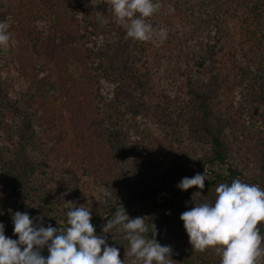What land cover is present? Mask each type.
I'll list each match as a JSON object with an SVG mask.
<instances>
[{
    "label": "rangeland",
    "instance_id": "obj_1",
    "mask_svg": "<svg viewBox=\"0 0 264 264\" xmlns=\"http://www.w3.org/2000/svg\"><path fill=\"white\" fill-rule=\"evenodd\" d=\"M50 1L48 8L74 14L81 39L76 32L67 42L59 30L66 27L38 0H0V22L11 33L10 46L0 47V222L9 237L18 239L12 213L57 225L67 220L69 201L91 213L111 203L144 218L134 202L143 186L166 176L173 192L178 171L209 151L188 129L197 116L189 85L209 97L211 121L224 129L235 163L254 175L252 141L264 129L263 0H156L160 8L147 22L166 29L167 38L143 42L127 38L111 0ZM63 48H79L82 62L77 53L70 63L52 62ZM60 73L80 85L78 96L65 94ZM16 178L24 181L18 193L8 187ZM117 233L107 243L128 262V241ZM175 234L169 229L156 240L172 247ZM219 255L210 247L205 258Z\"/></svg>",
    "mask_w": 264,
    "mask_h": 264
},
{
    "label": "clouds",
    "instance_id": "obj_2",
    "mask_svg": "<svg viewBox=\"0 0 264 264\" xmlns=\"http://www.w3.org/2000/svg\"><path fill=\"white\" fill-rule=\"evenodd\" d=\"M159 8L156 0H111L112 12L125 26L127 38L133 41L167 38L166 29L157 30L147 22ZM8 29V22H0V47L10 46ZM207 180L205 172L197 173L184 177L177 187L182 191L203 190ZM99 191L105 198L111 196L105 187ZM196 197L205 196L202 191L194 192L193 206L180 215L192 248L202 252L215 248L221 257L220 264H260L264 257V235L260 231L264 225V189L237 178L230 183H219L213 201L198 202ZM66 204L68 227L63 230L37 223V218L30 217L26 211H16L11 214V220L13 235L18 239H13L5 235V225L0 222V264H124L120 249L109 246L103 235L113 229L125 234L131 264H173L172 248L158 243L154 224H151V238L146 235L149 227L145 218H130L121 206L107 219L102 234H97L88 207L71 201ZM44 250L46 256L42 254Z\"/></svg>",
    "mask_w": 264,
    "mask_h": 264
},
{
    "label": "trees",
    "instance_id": "obj_3",
    "mask_svg": "<svg viewBox=\"0 0 264 264\" xmlns=\"http://www.w3.org/2000/svg\"><path fill=\"white\" fill-rule=\"evenodd\" d=\"M50 2V0H38L37 4L43 6L44 3L45 8L47 10H50V14L53 21H55L58 25L66 27L65 29H59L60 31L65 33L66 37L64 39H66V41L69 39L74 40L75 37L73 38L72 36H74V33L76 32V36L79 37L78 31L80 32V28L78 26L79 24L74 25L75 19L72 17L74 14H71L72 16H68V12H63L61 9H59L57 5H52L51 8H48L47 6ZM46 3L48 4L45 5ZM35 8L34 11L37 10ZM75 27H78L77 30H75ZM25 36L28 37V34L26 35L25 33ZM27 37L23 41V45L25 44ZM79 39H81V36L79 37ZM79 43L77 44V42H73V45L79 47ZM23 45L21 50L24 53ZM41 45H43V43ZM214 48L215 46H213V49ZM73 53H77L74 54L76 55L75 60L78 62H82V57L80 56L79 48H77V52L73 50L71 52L69 49L63 48L59 55L54 56L55 60L53 59L52 62L58 61L59 64L68 62L70 63L71 58L69 57H71ZM35 67L37 66L35 65ZM126 68L127 67H124V69H119L121 72H123V70L125 71ZM59 77L60 82L64 84V90L66 95L70 94L73 99L74 97H76V95L78 96L80 94V85L75 83L74 79H70L71 77L67 73H60ZM34 78L33 85L36 83L35 81L37 80L36 75ZM259 80L260 81L258 83V88L260 89V94L263 98L262 103L264 104V76L260 77ZM188 84H190V82ZM188 88L191 91V94L194 95L195 99L197 100V116L189 118L187 123L188 129L190 131V134L194 138L193 140L197 141V143L199 144H202L201 141L205 142V144L209 146V151L206 152L199 159H196L193 166H191V170L178 171L177 183L173 192L167 190L165 184L167 177L163 176L161 180H150V183L147 186H143L141 191L138 193L136 199L134 198V202L136 203V205H141L142 210H145V213L147 214L144 218L148 217L145 219V223L149 227V233H147L146 235H149L150 238L152 231L151 224L155 225V238L157 240H160L169 229L176 233L175 236L177 238L174 240V244L171 247L172 259L174 260L173 264H220V255L217 260L207 261L205 258L207 254V249L202 252L192 248L189 243V237L187 236L186 231L184 229L183 222L180 220V215L184 211L188 210V208L193 206L191 198L193 193L196 191H202V195L205 196L197 197L196 200L198 202L203 201L204 199H207L208 201H213L215 199V188L221 182L230 183L233 179L239 178L243 182L249 184H256L262 189H264V129L262 131V135L256 137V139L252 141L254 157L256 158V171L255 173L253 172L254 175H246L244 171L240 169L234 161L232 148L227 143L223 135L224 129L219 126H215L214 123L211 121L212 112L209 97L197 91L191 85H189ZM133 99L134 98L131 97V100ZM133 104L136 103L126 105L128 110H131L132 108H134L133 106H136ZM143 108L144 107H142V109ZM198 117L199 120L196 122ZM204 172L207 175L208 180L205 182V188L203 190L192 188L187 191H182L177 187V185L184 177H192L197 173L202 174ZM23 184L24 181L16 178L9 182L8 187L10 191L18 193L22 191ZM117 209V207L110 203L106 207H103V209H99L98 211L91 213V223L96 228L97 234H102L101 230L103 226L107 223V219H111ZM149 217H155L160 220L155 219V221L153 222L151 219H149ZM52 226L59 227L61 230L68 227L66 221ZM260 231L261 234L264 235V225L260 226ZM122 233L123 232L121 231V233L117 234L120 235ZM5 235L9 237L6 232ZM103 235L106 237V240H109L110 238L112 239L113 236V234L109 233ZM42 254L46 256L47 251L44 250ZM129 258L130 260L128 262H124V264H131L132 258Z\"/></svg>",
    "mask_w": 264,
    "mask_h": 264
}]
</instances>
